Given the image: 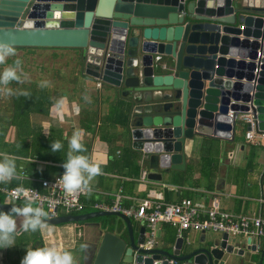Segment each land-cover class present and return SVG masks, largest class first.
Masks as SVG:
<instances>
[{"label":"water","instance_id":"obj_1","mask_svg":"<svg viewBox=\"0 0 264 264\" xmlns=\"http://www.w3.org/2000/svg\"><path fill=\"white\" fill-rule=\"evenodd\" d=\"M256 38L264 54V0H0V41L78 49L85 76L129 96L131 147L147 160L146 178L155 181L159 172L183 168L185 140L230 138L234 117L227 110L247 109L238 101L250 100L255 127L264 130V61L254 84L248 82ZM13 204L21 205L0 203V210ZM51 210L48 224L110 215L123 222L127 239L114 221L96 223L94 254L81 264H243L256 255L262 264L264 256L254 238L226 233L145 249L139 246L144 227L134 236L121 212Z\"/></svg>","mask_w":264,"mask_h":264},{"label":"crops","instance_id":"obj_2","mask_svg":"<svg viewBox=\"0 0 264 264\" xmlns=\"http://www.w3.org/2000/svg\"><path fill=\"white\" fill-rule=\"evenodd\" d=\"M236 23L240 24L238 20ZM46 49L70 51L72 72L67 68L66 70L61 67L53 68L58 62L61 65L59 58L62 54L50 52L45 57L39 54L35 59L37 61L44 59V68L22 72L21 83L13 82L8 85L17 92L33 88L39 94L47 95L50 103L45 112L40 108L30 111L26 119L22 120L23 128L26 129L28 124L27 135L22 131L17 133V125L8 124L11 108L7 106L0 110L3 141L12 144L17 151L23 144L22 151L25 153L12 155L0 152L15 158L17 171L22 176L21 180L14 179L2 185L36 187L39 178H51L58 174L67 159L68 139L75 130L79 129L84 133L83 142L87 149L82 154L99 163L103 174L91 182V194L82 197L84 207L80 212L58 209L57 215L97 211L93 208L95 203L111 206L116 196H118L117 202L122 207H135L142 200L178 203L186 198L200 208H207L211 195L216 194L219 207L232 214L256 215L264 208V202L259 201L260 198H264L262 189L264 147L245 140L246 125L240 120L235 119L230 138L197 134L193 139L185 140L183 168L159 172V181L150 180L146 178L147 160L141 158L139 150L131 147L128 133L131 117L126 114V121L122 123L125 113L115 104L121 97L128 99L129 96H122L117 88L85 76L78 66L80 60L78 49ZM59 73L63 74L59 77ZM23 74H26V79ZM41 81H48V86L39 87ZM55 140L61 141L63 148L53 153L51 144ZM142 172H145L144 177H141ZM0 203L14 202L5 203L0 194ZM17 203L23 205L24 202ZM128 218L132 222L134 236L138 235L141 226L144 227L143 240L139 246L145 248L143 243L147 230L144 223L132 217ZM102 221H114L118 234L123 239H127L123 222L112 215L49 224L52 231L18 232L14 246L0 248V264H21L27 249L45 246H56L72 251L76 264H81V258L87 261L94 254L98 237L96 223ZM202 234L195 230H181L178 233L175 226L158 223L154 242L149 248L168 249L176 238H181L184 244H193L201 238L221 235L214 232ZM238 237L242 238V236ZM82 243L88 245L86 251H81ZM258 243L263 249L264 237L260 238ZM257 259V255L253 256L243 261V264H256ZM262 264H264V256Z\"/></svg>","mask_w":264,"mask_h":264},{"label":"built area","instance_id":"obj_3","mask_svg":"<svg viewBox=\"0 0 264 264\" xmlns=\"http://www.w3.org/2000/svg\"><path fill=\"white\" fill-rule=\"evenodd\" d=\"M239 28H242V26L239 25ZM255 40L257 46L254 58L252 59L254 64L252 75L254 77L248 81L250 85L254 84L259 66L264 61V54L261 52V40L260 38H256ZM248 95L249 97L252 95V89L248 92ZM233 102V100H230L229 104ZM238 102L247 106V109L229 108L226 113L227 117L231 119L234 117V124L237 118L243 124L248 125L249 129H246L244 132L245 140L251 144L264 147V130H258L255 127V118L252 115L251 109L253 105L250 100ZM228 124L231 126V122H228ZM228 132L231 134V129ZM64 171L65 169L63 168L51 178H39L36 187L21 185L5 186L0 184V194L5 203L25 202L27 199H34L46 210L56 208L57 210H64L66 212H80L84 207L82 201L84 194L80 192L71 195L65 194L59 179ZM144 174L145 172H142L141 177H144ZM117 201L118 196H116L111 206L95 203L93 208L97 210L118 211L127 217H132L144 223L147 231L143 245L147 249L154 242L158 223L171 224L176 227L178 233L181 230L226 233L227 235L254 238L256 241L264 237V208L256 215L232 214L219 207L216 194L211 195L207 208H200L186 198L181 199L178 203L142 200L135 207H122ZM259 201L263 203L264 198H260Z\"/></svg>","mask_w":264,"mask_h":264},{"label":"clouds","instance_id":"obj_4","mask_svg":"<svg viewBox=\"0 0 264 264\" xmlns=\"http://www.w3.org/2000/svg\"><path fill=\"white\" fill-rule=\"evenodd\" d=\"M17 55L16 48L0 41V65L7 64L9 57ZM26 79V74H23ZM22 82V61L17 58L13 63L0 72V94H13L12 89L7 87L11 83ZM48 81H41L39 87L48 86ZM21 95L30 96L29 92H21ZM84 133L75 130L68 139L69 150L67 159L63 163L65 169L59 177L65 194L71 195L77 192L84 195L91 194V182L102 175L99 163L90 160L85 153ZM63 144L55 140L51 144L53 153L61 151ZM21 180L22 176L17 171L15 158L8 154H0V184L10 183L12 180ZM49 213L43 209L34 199H27L23 205H12L7 212L0 211V248H9L15 245L18 232H41L52 231L47 222ZM88 245L80 244L81 251H86ZM21 264H76L72 251L61 249L56 246H45L35 249H27Z\"/></svg>","mask_w":264,"mask_h":264},{"label":"trees","instance_id":"obj_5","mask_svg":"<svg viewBox=\"0 0 264 264\" xmlns=\"http://www.w3.org/2000/svg\"><path fill=\"white\" fill-rule=\"evenodd\" d=\"M16 49H25L28 50L29 52L34 49V48H47V47H15ZM13 94L11 95H7V94H2L0 95V110H2L5 107H9L11 108V114L9 116L8 119V124L11 125H17L16 129H17V133H19L20 131L25 132V134H28V127L26 124V129L23 128V125L21 124L22 120L25 118L26 119V115L28 114V112L30 111H34V110H38L39 108L45 112L47 110V106L49 105V100H48V96H44L42 94H39V92H37L35 89L30 88L28 90H26V92H29L31 95L30 96H24L21 95V91L17 92L15 91V89H12ZM24 92V91H22ZM119 108L122 109V111L125 113L124 114V119L123 122L124 123L126 121V114L127 116H130V110H131V100L130 99H124V98H120L119 100H117V102L115 103ZM5 110V109H4ZM24 119V120H25ZM20 125V127H19ZM2 129V128H1ZM25 129V131H24ZM3 133L0 130V152H5V153H9L12 155H18V153H22L25 154L22 151V145H21V149H19V151H17L15 149V147H13L12 144H8L6 142L3 141Z\"/></svg>","mask_w":264,"mask_h":264},{"label":"rangeland","instance_id":"obj_6","mask_svg":"<svg viewBox=\"0 0 264 264\" xmlns=\"http://www.w3.org/2000/svg\"><path fill=\"white\" fill-rule=\"evenodd\" d=\"M16 52H17V55L15 57H9L8 58L7 64L0 65V72H2V70L5 67L11 65L13 63V61L16 60L17 58H19L22 61V72H28V71H32V70H36V71L41 70L45 66L44 59L39 60L37 58L38 59V61H37L35 58L37 56H39V54L42 57L48 56V54H50V52L62 54L61 58H59L61 65H59V62L54 64V66H53L54 69H60V67H61V69H63V70H66V68H67L69 72H72L71 71V69H72V66H71L72 55L71 54L72 53L70 51H51V50L46 49V48H34L30 52L28 50H25V49H16ZM54 58H55V56H54ZM34 59H35V61H34ZM55 72H58V71H55ZM62 74L59 73L58 76L60 77Z\"/></svg>","mask_w":264,"mask_h":264},{"label":"flooded vegetation","instance_id":"obj_7","mask_svg":"<svg viewBox=\"0 0 264 264\" xmlns=\"http://www.w3.org/2000/svg\"><path fill=\"white\" fill-rule=\"evenodd\" d=\"M3 71V70H2Z\"/></svg>","mask_w":264,"mask_h":264}]
</instances>
